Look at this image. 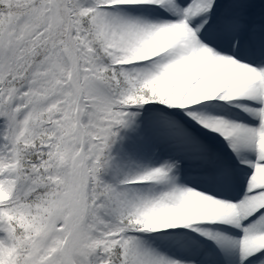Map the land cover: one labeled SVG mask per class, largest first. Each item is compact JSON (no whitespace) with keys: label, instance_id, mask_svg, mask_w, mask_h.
I'll use <instances>...</instances> for the list:
<instances>
[{"label":"snow or ice","instance_id":"6c2138e0","mask_svg":"<svg viewBox=\"0 0 264 264\" xmlns=\"http://www.w3.org/2000/svg\"><path fill=\"white\" fill-rule=\"evenodd\" d=\"M0 264H264V0H0Z\"/></svg>","mask_w":264,"mask_h":264}]
</instances>
